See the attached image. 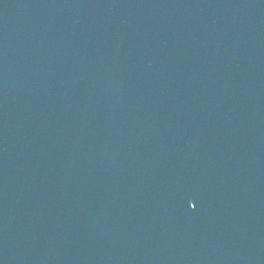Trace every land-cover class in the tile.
I'll list each match as a JSON object with an SVG mask.
<instances>
[{
  "label": "water",
  "instance_id": "water-1",
  "mask_svg": "<svg viewBox=\"0 0 264 264\" xmlns=\"http://www.w3.org/2000/svg\"><path fill=\"white\" fill-rule=\"evenodd\" d=\"M0 264H264V0H0Z\"/></svg>",
  "mask_w": 264,
  "mask_h": 264
}]
</instances>
